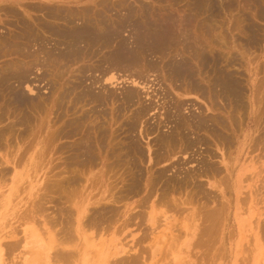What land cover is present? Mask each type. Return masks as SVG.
<instances>
[{"label": "rangeland", "instance_id": "obj_1", "mask_svg": "<svg viewBox=\"0 0 264 264\" xmlns=\"http://www.w3.org/2000/svg\"><path fill=\"white\" fill-rule=\"evenodd\" d=\"M174 1L173 0H0V38H1L0 40H2V37H5V39L7 37V40H11V39L14 40L15 36L19 33V31L23 30L24 26L22 24H26L28 26H31V28H34V30H36L35 32L38 35L40 34L39 35L40 38L41 37H43V39L45 38L44 42H42L40 40V41H38L37 45L34 44L35 42L29 43V48L31 50H35L38 54V56L36 57L38 59L37 64H34L33 65L34 67L32 66V69L30 67L28 74H27L28 75L27 76L28 82L29 83L31 82L30 85L34 89L35 92L34 91H33L34 93L29 92V90L27 89L26 83L23 85L22 84L19 85V82L16 81L15 79L9 80L8 82L10 84L7 82V84L10 87H12V88L15 87V89L23 95L26 102L28 101L27 105L25 107L23 106L24 109H22V107H16L17 109L14 108L15 105L14 104L12 105V103L10 101H8L9 100V97H7L8 94L6 92H4L5 95L2 94L3 90L0 88V96H1L0 101L2 102V103L1 102L0 103H1V106H3L0 108H2V110L6 106L7 107L11 106V108L13 107L15 114L19 113V112L22 113L25 110L24 112H26L27 114L31 115V113H32L34 115V117H32L33 115H31L32 119H34V122L32 119H30V121H32V122L30 123V121H29V122L25 123L26 126H22L21 124H16V125H18V126H16L18 129L16 127H13V126H12L13 129L8 128L13 122H14L13 125L15 126V120H16L15 118L14 119H12V118L6 119L5 118V120H3L2 123L0 120V125L2 127V128L0 127L1 128L0 130H2V129L11 130V131H9L10 133L7 131L8 134L5 135L6 140L3 138L6 141V144L8 143L6 145V148H8V149L6 150V148H5V150L9 151L8 154H9V157L11 158V157H13L14 154H16V152L18 155H20L21 152L23 154L25 151L24 146H27L28 144H29V146H32V148L29 149V153L37 147L36 151H39V154L42 153L43 158H42V163L39 167V170H41V171H38V176L36 178L42 184L48 176L50 177V175H52V174L55 175L56 173H58L60 171V168L62 166L61 167L59 165L57 166L58 161L60 163V161H63L62 159L66 160L67 157L69 158L70 152L67 149H61L58 146H62V145H64V143L65 144L69 143L73 139H58L57 137H55L57 135V132L59 131V130L57 131L56 128L57 129L59 128L61 130V128H63L64 125L69 124L70 122H72V120L73 121L79 120L82 116L90 117L91 113L94 112V108H95V112H96L97 108L99 110V111H97V114H94V115H98L99 113H101L102 111L105 110V113L108 112L106 119L102 118L103 115H101L99 122H101L105 127L108 128L107 129V131H109L108 134L111 133L106 140L107 141L106 143L108 145L107 147L109 148V145L111 147L112 146L113 147L118 146V147H117L116 152H115L116 156L114 155V157H113L112 155H110L107 158V161H106L107 164H106V162H104L105 163L104 165L102 163H100L101 165L99 164L97 166V168L99 167L98 170H100V171L104 170V174L107 173L106 176H104L101 180V183L105 184V186L100 187V190H99V187L97 185L98 184L100 185V182L97 185L93 186L92 179H91V181H89L88 183H87V181H85L84 186H82V188L78 187V189L81 188L79 190V192H82V191L84 192V193L82 192L83 196H85L84 198H86V200H87L85 203H88V201H93L95 199L94 197L97 198V197L101 196L102 192L106 189H108V190H110V192H112L114 190V188H116L115 191H117L119 186L124 183V182L122 183L121 179H119V178L125 177L126 180L129 178V176H127V174H126L127 173L126 171H128V170L124 168V166L126 167V163H128V162H123V164H120L121 166L119 165L120 167L117 165L115 166V163L118 160L119 154H121V156H124V154H122V153L125 151V149H124L125 146H122V145L123 144L126 145V142L129 141L130 139H135V140L138 139V140H136V142H138V144L140 143L139 146H140L141 151H142V157H140L138 154L132 153V154H134L132 159L138 165V167L140 166V168L144 171V179H143L144 184H146V182H148L147 177H149V175L152 176L155 172L160 171L164 166L166 167V165H167L166 169L168 168L167 172L165 171L166 173H168L166 175L167 176L173 175V178L178 179L180 182L183 181V182H185V184H183L182 186H179L180 184H177L179 187L177 185L170 187L169 191L167 192V193H169L168 194L169 197L166 196L169 198V199L168 198L167 199L170 201H169V203H168V201H165V203H168L167 205H169V207L165 203L159 204L161 206L158 205V203H159L158 201H160L161 199H159V196H157V194L162 191L161 189H158V191L154 192L151 195L149 202H147L145 205H143L145 207L141 206L143 209H140V205H138L137 203L139 201H141L140 199H142L146 195L145 191H142L139 195L137 194L136 196H131L132 198L130 197V198H128V200L127 199L122 200V201L118 202L117 204L116 203L115 204L109 203L111 206L115 205V206H113V207H115V210H116V205H117V207H118V205L121 207H118V209L116 210V215H118V216L115 215V219L113 218V216L108 217V218H106V220H104L105 221L104 224L102 222L103 225L100 223L102 225V229H100L101 225H98L97 226L98 228L96 227L97 228L96 230L100 229L99 230L100 232L96 231L95 228H93V230L90 229V231H88V235L90 237H92V238H89V242L92 244V247L91 248L87 247V250H90L89 253H91V255L93 254V256H94L93 258L97 257L98 251H101L102 249H104L105 246L111 247L112 246L111 245L112 240L114 239V242H116V244H118L117 248L120 250V254L118 255V257H122V256L126 257L125 253H126V255L128 254L129 257H131V256L133 257V254H135V255L138 253L142 254L141 255L142 257L140 256L141 258L136 260V261H139L137 264L140 263L141 259H142V263L144 262L143 264H154V262H155V264H157L158 262H156V261H158V260H159V264L161 261H163V262L165 261L164 264L169 263L167 261L171 259V257H172L171 253L175 254V252H176V254H178L180 256L179 259L183 260V262L186 261V264H198V263L199 264H240V262H242L243 264H260L262 262L261 264H264L263 258H262L264 256V253H263L264 252L263 251L264 250V246H263L264 243H263V241H261L264 239V233H263V238L261 237V235L258 238V240L262 243L258 247V249H257L258 251L256 250V246H255V244H256L255 241H258L256 239V233L257 232L255 230H257L258 227H260L261 225H262V227L264 226V224H263L264 222H262L260 226H258L259 224H257V219L259 218L258 216L260 215V212H262L264 210V208H262V206H261V205H263V207H264V200L261 201L262 198L264 199V187H262V185H264V181H263L264 177L262 176L264 174V171L260 175L257 174L258 176L257 175L255 176V172L259 171L260 169L263 170V168H264V145L262 144V142H261V144L259 143L257 145L254 143V140H252V138H253L256 140L263 139V141H264V108H263L264 107V17H261V11H260L261 8H260V10H257V8L259 9V7H261V6L264 9V3H263L264 0H259V1L254 0L255 2L253 0H231L232 6L228 9V11L227 10L224 11V9H220V11H221V12H219L220 15L215 16L216 17V18L214 17L215 20H210L209 22L208 21L205 22V20H204V22H203V18H201L200 20H198V22H195L196 24L193 22L195 24V26L198 24L197 27H195L193 23L191 25H193L194 27L189 26L192 37L198 36V38L200 40H198V39L197 40L199 41V43H201V44L203 43L202 46H204L208 50L210 49V50H214L216 52V56L218 57L217 59L219 61L221 60L219 62L220 65L219 64L218 65L220 67H223L226 70H228L227 68L230 67L229 72L232 73V75L234 74L233 77L236 80L240 81V83L242 82L241 84L243 85L244 90L246 92V94L242 98L243 103L245 102L244 103L245 105H243L244 108H243V106H237L238 101L234 100L233 97L231 98L232 99L231 100V99H228V98L223 97V96H218L215 99V103L217 106L214 105L213 112H212V111L208 110V104H210V103H209V100L207 97H203V96L195 95V94H182V95H180L181 91L179 92L177 87H175V85L177 86V83H179V82H176L174 80L169 81L168 78H170V76L168 73L169 71L167 69V66L160 68L159 66H161L163 64V62H162L163 60L161 59V57H159V55H155V54L152 56H149V58H151V62L153 61L155 65L158 64V65H156V69L154 71L151 70V72L150 71H148V72L144 71L145 76L143 77V79H146V80L148 79L149 84L150 85L153 84V87L151 89H149L148 93L142 91L140 88H137L138 90H140L139 95H137V97H135V100L133 101L132 105L130 104L128 106V104H127L128 107L125 106L126 104H122L121 96L124 93H126L128 91V89L129 90L135 89L136 87H134L132 82L129 79H127L129 76L126 74H128L129 72L126 73L127 71L124 72L123 69L119 70L118 71L119 73L118 72L116 73L117 76L119 77L117 82L111 83L110 81L106 80V78L112 74V72H109L108 74L103 75L104 71L106 72V70H109V66L107 65V63L104 59L106 57V55L109 53L108 49H106V48L100 49V48H98L97 45H94V47L91 45H89V46L86 45L85 48L83 47L82 52H80L79 54H76V55L74 54L70 57H68L69 56L68 55L66 57H63V59L60 58V60H61L60 62H62V63H57L56 67L53 66L54 68H52L50 70H46V68L44 66H42V61L44 60L45 56H44V53L40 54L41 52L38 49L39 46L44 45V46H46L47 49L50 48V50H53L54 52L55 51H57V52L66 51L64 49V43H62L61 38L60 39L56 38L54 35L53 36L50 35L49 32H45V30L43 29L42 25H44L46 23L53 24L54 26H56V27L58 26V28H61V29H65V28L69 29V27L66 25L64 19H60V18L56 19V18L51 17L50 16V10H58L62 13H66L67 11L73 10V12H77L76 16L73 19V23L79 24L82 21V19L80 17V13L83 11H81V10H83V9L85 10V9L90 7L89 8V9H91V13H90L91 15L89 16L90 21L94 20L93 18L91 19V16L93 17V15H92L93 11H95V12L100 11L101 13H104L105 17L107 18V19H105L106 24L105 23L103 24V31H105L104 29L107 30V28H105V27H111V26H109V24L110 25L111 24H113V25L119 24L120 25L122 23L121 24L122 28L120 27L121 31H123V33L126 34L127 37H130V34H132V32H133V31H131V30H133L132 24H131L132 22L137 23V21H138V23L141 24L140 22H145L146 19H152L154 21H160V20L162 21V20H167L169 15H171L174 18L179 19L178 21L180 22L183 20V18L185 19L186 16L190 15V13H189L190 10H188L189 8L187 6L189 4L188 0H174ZM224 1H226V0H224ZM228 1L229 0H227L226 2H228ZM260 1H262V2L260 3ZM104 2L109 4V6L113 7L111 9L112 12L111 11L108 12L103 8V5L105 4ZM185 2H187V3H185ZM219 2H220V0H218V3ZM250 2H253V3L250 4ZM257 3H258V5H257ZM126 7L133 9V11H135V12L134 13L132 12V13L135 16L131 13L130 14V17L132 16L131 18L128 16V14H126L127 17H125L126 15H124L125 14L124 12L127 13ZM129 8H128V11H129ZM231 8L233 9V12H231L232 11ZM243 8H244V10H243ZM246 9H248V10H246ZM182 14H184L185 16ZM62 15H65V14H62ZM94 17H95V14H94ZM199 21H201V22L199 23ZM213 21L216 22L217 24L214 23ZM239 21H240V23H239ZM112 22H115V23H112ZM183 22H184V20H183ZM92 23H94L93 26H95V28H96L97 23L94 21ZM107 23H109L108 26H107ZM87 24H89V23H84V25H87ZM205 24H207V26ZM247 24L249 27L247 26ZM209 25L211 28L209 27ZM97 26L100 28L99 24ZM201 27H203V28H201ZM99 28H97L95 30L98 31ZM100 30H102V29H100ZM216 30H218V31H216ZM47 31H49V30H47ZM201 31H203V32H201ZM207 34H209V35H207ZM211 34H212V36H211ZM217 34H218V36H217ZM199 35H201V36H199ZM207 38H209V39H207ZM210 38H211V40H210ZM5 39L3 38V40H5ZM222 41H223V43H222ZM206 42H208V44ZM216 42H218V43H216ZM213 43H216L217 45L213 44ZM211 44L214 47L211 46ZM208 45L211 48H209ZM177 47H180V45H178ZM95 50H96V52H95ZM105 50H107V51H105ZM184 52H186V53L188 52L190 54V52L187 50H185ZM172 53H174V51ZM189 54H185V55L188 56ZM39 55L41 56V58ZM101 55L102 56L104 55L105 57L103 56V58H102ZM170 56L171 55L168 56V54H165V55H163V57H165L163 59H170L171 58ZM172 56H174V55H172ZM17 57H18L17 55H5L4 57L0 56V70L4 71V67L10 61H12V62L21 61L22 57L21 58L20 57L17 58ZM226 57H229V58L225 59ZM73 58H74V60H73ZM228 59L231 60L230 63L226 61ZM23 60L28 61V59H23ZM224 61L227 63H225ZM195 62L196 61H193V63H194L193 66H195L194 69L197 68L196 69V76L198 77V78L196 77L197 81L201 82V84L204 87L210 86V84L206 80V78L208 76L205 75V72L201 73L202 70H201V72L197 71L199 69L198 67H201V65L197 64L199 62H196V63ZM57 66H59V67H57ZM65 67L67 69H65ZM101 67H103V68H101ZM58 68H60V69H58ZM234 69H236V70H234ZM2 71H0V73ZM60 71H62V73ZM63 72L65 74H63ZM198 72H199V74H197ZM45 75H47V76H45ZM204 75L206 76V78L204 77ZM60 76H63V77H60ZM166 76H168V78H166ZM202 77H204V78H202ZM40 78L42 80H40ZM54 80H55V82H54ZM259 80H261V81H259ZM73 81H75V82H73ZM12 83H14V85ZM67 83H68V85H67ZM65 87H67V88H65ZM74 87L76 88V90ZM174 87H175V89H174ZM245 87H246V89H245ZM87 88H88V90L90 89L92 92H97V93L103 94V95H105L107 93L108 94L109 93L114 94L117 97L115 99V105L114 106L115 107L116 106L127 107V108L122 110L121 111L122 113H120V115L118 114V119L116 121L114 120V122H113L112 121L113 119L110 118L111 117L110 111L112 109L111 107H113L111 102L108 103V105L107 104L101 105V104L95 103V102L90 103V100L80 101L81 104L79 103V101L77 103L76 97H78V95H80L82 92L83 93L88 92ZM56 89L58 91H56ZM69 89H71L72 91ZM85 89H86V91H85ZM80 90H82V91H80ZM90 90H89V92H90ZM69 91L72 93H69ZM75 95H76V97H75ZM72 96H74V97H72ZM149 96H151V97L148 98ZM60 97H64V101L62 102L63 104L60 103V101H61ZM4 98L5 99L7 98V99L5 100ZM58 98L60 99V101ZM71 99H72V101H70ZM176 99L179 101L183 100L182 101V107L178 108L179 110L176 109L177 108L176 104H175ZM42 100L43 101L45 100V101L42 102ZM117 100H118V102H117ZM29 101H31V102H29ZM9 102H10V104H9ZM116 102H117V104H116ZM92 103H94V104H92ZM32 106H34V108H37V109H34ZM82 106H83V108H82ZM144 106L147 108L150 107L149 108L150 112L148 111L146 115H143L142 118L139 119L140 123H138V122L136 123V125H137L136 129L133 130L132 133H129V131L125 128L127 125L126 123L130 120L129 117H132V115H133L134 111H136V109L138 110L139 107L145 108ZM102 108H103V110H102ZM32 109H33V111H32ZM229 109H230V111H229ZM46 111H47V113H46ZM178 112H180V115L178 114ZM1 113H2V111L0 112V114ZM198 114L203 115V116L206 115L207 118H209V116L210 117L218 116L221 119L227 120V122H225V123L226 124L228 123L229 125L227 124L226 129H227V132H229V135L231 134L230 136L233 139L234 143L232 142L231 145H227V146L222 145L219 142L215 141L211 136H209V134L205 133L204 131H198L197 132V129L190 127L191 128L190 129V131H191L190 135H193V139L195 141L194 147H192L188 150H185V149H183V147L180 146V144H177L178 145V146L176 145L177 148H175V146L171 147L170 154H169V151L166 150L167 148H169V146H165L164 149H163V147L162 148L158 147L159 144L156 142L157 139L159 138V136H161V135L165 136L164 135L165 133H166V135H168L169 133H171L174 130L173 129V128H175L174 125H176L177 121H178L177 118H182V117L189 118V117L195 116V115L198 116ZM229 114L233 115V117H237V115H238L239 118H233V119L231 118L230 119V117H232V116H230ZM240 114H242V116ZM17 115H19V114H17ZM234 115H236V116H234ZM0 118H1V115H0ZM74 118H76V119L74 120ZM9 119H10V121H9ZM42 119H44V120H42ZM109 119H110V121H109ZM234 119L237 120V124L234 121ZM11 120H14V121H11ZM66 120L67 121L71 120V121L68 123ZM232 122H234V124ZM6 123H8L9 125H7ZM42 123H44V124L42 125ZM27 124L29 126H27ZM55 124H56V126H55ZM5 125H6V127H4ZM124 125H125V127L123 128ZM20 126H22L25 130ZM28 127H30V129ZM149 127H150V129H152V127H154V128H153L152 132L149 133V135H147L146 133L150 131ZM242 127H243V129H242ZM147 128L149 129V131H146V130H148ZM240 129H242V130H240ZM13 131H15V133H12ZM112 131H114V132L112 133ZM24 132H25V134H24ZM195 133H197L196 134L197 137L203 136L204 138H206L208 143H210L211 146L209 145V147L212 148L210 150H212L215 153L214 157H211V156L209 157V155L206 152L207 151L206 145H203V144L201 145V144H199V142L197 140H195L197 138L194 135ZM13 134H14V136H13ZM246 134L250 135L247 142L251 146L248 148L243 147V143L245 141L244 139H245ZM260 136H262V138ZM9 137H10V139H8ZM130 137H132V138H130ZM194 137H196V138H194ZM32 139H33V141H32ZM116 139H118V140L116 141ZM112 140L115 141V143H113ZM10 141H11V143L13 142V144L9 143ZM110 141H111V143H110ZM154 141H155V143H154ZM14 142H16L17 145H16V143L14 145ZM9 144H11V145L8 146ZM15 146H17V147H15ZM9 147H11V148H9ZM121 147H123V148H121ZM230 147H231V149H230L231 152L229 151ZM14 148H16V149H14ZM26 149H28V148L26 147ZM143 149H144V151H143ZM13 150H15V151H13ZM63 150H64V152H63ZM161 150L162 151L164 150V152L167 151V153L163 152V153H161V154H163V156L159 155L160 158L164 157V156L165 157H164V160H162L158 163L156 161L159 160L160 158L157 157L158 156L157 154H158V151H161ZM2 151H4V150L2 149ZM2 151H0V154L2 153ZM194 151H196V152H194ZM228 151H229L230 155H228ZM225 152H227L226 153L227 156H225L226 155V154H224ZM164 154H166V155H164ZM206 154H207V156H206ZM231 155H232V157H234L233 160L232 159L229 160V156H231ZM28 156L29 155H27L26 157L28 158ZM26 157H25V161L27 159ZM222 157H225L227 159V161H229L230 163H233V165L234 164L236 165V167H235V165L233 166L234 172H233V175L231 176V178L227 177L228 175L226 176V174H228V171L226 173L227 168H226L225 164L222 162ZM261 157H262V159H260ZM0 158H1V156H0ZM108 159H109V161H108ZM201 159H202V161H201ZM208 160H209V162L212 160L213 164H215L214 167L220 166L219 168H221L222 172L217 173L219 175H216L215 173H211L212 174L211 176H209L210 174L206 175V176L205 175L201 176L202 172H199V171H202L203 162L204 161L208 162ZM112 161H115V162L112 163ZM120 161H122V160H118L117 162H120ZM108 162H109V164H111L110 165L111 167L109 166L110 170L105 172V165H107L106 166V168H107L109 165ZM10 164L11 163L5 164V165H7L8 168H10L11 172L8 173L9 175L5 176L6 178H3L4 180L2 179L3 181H0V183H1L0 186L3 188L1 190H4V189L7 190L8 189L7 191H9V189L13 183V177L17 176L14 173L15 169L13 168V165L12 164L10 165ZM15 164H18L17 165L18 170L23 169V167L21 165H19V162L15 163ZM50 166H52V167L50 168ZM11 167L14 169V171ZM97 168H95L94 172H98V170L96 171ZM111 168L114 171H111ZM219 168L217 167L218 170H219ZM117 169H119V170H117ZM123 170H126V171H123ZM149 171L150 172L152 171V173H150ZM193 171L194 172L197 171L201 175L198 174L197 172H195L197 175L193 174L194 173ZM123 173L126 175H124ZM187 173H188V176H187ZM174 174L178 178L175 177ZM245 174L246 175L250 174L251 176L249 175V177H251V178H249V179L246 178ZM54 175H52L50 178L54 177ZM86 175H88V173ZM191 175L192 176L195 175V177L197 176L195 179L196 182L199 180V182H201L200 185L204 186V188L202 186H198V183H195L193 181L194 177L192 178ZM253 175H254L255 179H253ZM108 176H110V178ZM222 176L223 177L226 176V178L227 179L229 178V180H227V179H221L220 180L219 178H221ZM116 177H117V179H116ZM247 177H248V175H247ZM261 177H263L262 178L263 180L261 179ZM184 178H186V179L184 180ZM189 178H190V180L187 181V179H189ZM181 179H183V180H181ZM112 180H113V182H112ZM223 180H225V181H223ZM108 181L111 183H109ZM226 181H229V182H226ZM262 181H263V183H262ZM190 182H191V184H190ZM219 182H221L222 184ZM194 183L197 185L193 186V185H195ZM203 183H204V185H203ZM107 184L108 185L111 184V186H109L111 188H108ZM113 184L114 185L118 184L117 185L118 187L112 186ZM24 185H26V183ZM85 185H87V186H85ZM215 185H216V187H215ZM256 185H257V189L255 190ZM197 186L201 187V189L197 188ZM230 186L232 189L229 188ZM83 187H85V189L86 188L87 189L83 190ZM193 188L196 189L195 192L197 190H200L199 192L197 191V193H198L197 197H196V193H194ZM259 188L262 189L260 191L262 193H260V194L258 193L260 190ZM225 189H226V192H225ZM201 190H203L204 192L206 191V192L200 193ZM254 190L255 191L258 190L257 191L258 194L257 193L253 194V192H255ZM115 191H113V192H115ZM178 192H180V194ZM207 193H210L212 196H215V198L217 200H219V203H216L217 201L216 202L211 201V200L207 201L206 198L211 197V195L207 194ZM93 194L95 195L94 197H93ZM191 194L192 195L195 194L194 197H196V198L193 199V197L190 196ZM206 194L208 197H206ZM246 194H248V195H246ZM255 194H257L258 196H256ZM78 195L76 196V198L78 197ZM89 195H91V196H89ZM106 195H108V193H106ZM216 195H217V197H216ZM108 196H110V195H108ZM160 196H161V194H160ZM187 196H190L192 198H190V197L187 198ZM166 197H165V199H166ZM0 198H1V196H0ZM185 198H187V200H186L188 202L187 205H186V202H184ZM155 199L156 200L158 199V200L156 201ZM183 199H184V201H183ZM190 199H192V200H190ZM237 199H238V201H237ZM252 199H253V202H252ZM222 200H224L223 204L226 203V205H227V213L231 217V219H229V217H228L227 223L225 222L220 229L218 228L219 229V232H218L219 235H217L218 229L213 230L212 231L214 233L213 238L206 240L205 239L206 236H203V238H202L198 235L199 229L202 227V225H200V221H202L201 220V214H202L201 209H203L202 205H203V207L204 206L210 207V206H214L215 204L217 206H219L220 204H222ZM123 201H124V203H123ZM152 201H153V203H152ZM192 201L193 202L196 201L195 204H193ZM225 201H228V202H225ZM155 202L156 203L158 202V203L156 204ZM262 202H263V204H262ZM121 203L124 205H122ZM209 203H210V205H208ZM109 204L107 203V205H109ZM152 204H154L155 206L157 205L156 208L154 207L153 210L157 209V211H158L159 207H161L159 209V211H161L162 214H165V216L162 217L163 220L160 219L161 221H159L160 225L158 228H154L151 225V222L146 220L147 219V213L151 210ZM170 204L172 206L174 205V207L171 206V208H170ZM256 204H258V206ZM177 205H179V206H177ZM91 206H93V205H91ZM176 206H177V208L180 207V209L185 208V207H188V208L190 207L191 210L188 209V211H187L186 208L183 212H181L179 210L181 213L180 214L178 211L179 208L177 209ZM73 207H74L73 205H72V207L70 206V208L75 210ZM197 207L198 208L201 207L200 210L198 209V211H197L196 210ZM91 208L93 209V207H91ZM119 208L121 211L119 210ZM51 209L49 210V212H51ZM53 209L55 210V208H53ZM92 209H91V211H92ZM174 209H177L178 212L176 211L177 212L176 213L174 211ZM143 210L148 211V212H143ZM245 211L246 212L248 211V213H245ZM256 211H257V213H256ZM134 212H137L138 213L137 215H140L142 213L144 215L142 214L143 215V216L141 215L142 217L137 216L136 213H134ZM190 212L193 216L190 214ZM258 212H259V214H258ZM119 213H121V214H119ZM182 213H186V214H182ZM188 213L193 218L192 217L189 218L190 217L189 215H188L189 217L186 216V218H188V220H189V221L187 220L185 223L186 225H188V229L186 230L185 228H182L180 226L183 223V227H184V220H186L184 217H182V215H187ZM51 214H53V213L51 212ZM130 214L132 216H135V217L137 216L135 218V220L133 219V221H132L133 224L130 223L132 225L125 223V221H127L128 218H130L128 216ZM119 215H120V217H119ZM178 215H180V216L178 217ZM255 216H257V218ZM139 217H141V218H139ZM261 217H264V215H262ZM182 218H184L183 221H181ZM138 219L139 220L142 219L141 223H140V221L138 222ZM255 219H256V221H255ZM262 219L263 218H261V220ZM123 220H124V222H122ZM253 220L256 222L255 225L252 222ZM109 221L110 222L113 221V222H111V223H113L112 226H111ZM180 221H181V224H180ZM191 221H192V223H191ZM247 221H248V224L245 226ZM108 222H109V225L111 228L107 225ZM137 222H138V224H137ZM118 224H120V225L123 224V225L120 226ZM191 224H192V226L190 228ZM105 225H107L110 228V230H109V228L107 229ZM142 225H146L145 227L147 229H149V228L150 229L147 231L145 228L143 229ZM256 225L258 226L257 228H255ZM99 226H100V228H99ZM104 226L108 231L107 230L105 231L103 229ZM117 226H120V228H118ZM138 226H140V227H138ZM193 226L195 229L193 228ZM195 226H197V227H195ZM176 227L178 229H176ZM117 228L120 229V231H118ZM252 228H253V231H255L254 233L252 231ZM173 230H174V234H176V233L177 234L179 233L178 235L181 234V237L178 235H174V236H176L175 239L178 238L177 240H178L179 244L177 242H174ZM193 230H196V231L193 233V236H191ZM95 231H96L97 236L95 234ZM144 231L146 233H149V235L147 234L148 238L145 237L146 234ZM152 231H154V232H152ZM188 231H190V232H188ZM143 232H144V234H143ZM187 232L189 233V235ZM162 233H164L163 235L165 237L161 235ZM259 233L261 234V230H259ZM142 234H143V236H142ZM208 235H210V234H208ZM208 235H207V237H209ZM251 235H253L252 238L254 237L253 239L250 238L252 241L254 240L252 243L249 240V237ZM139 236H141L140 238H142L141 241L136 239ZM197 236L199 238H197L198 241L195 244L194 241L196 242ZM210 236L212 237V235H210ZM159 237H161V239H159ZM179 237L181 239H179ZM93 239H94V241H93ZM136 240L138 242H136ZM157 240H159V241H157ZM179 240H181V241H179ZM201 240H202V242H200ZM114 242H113V244H114ZM135 242H136V247H135ZM160 242L162 243L161 244L162 246L160 245ZM169 242L174 243V244L171 245V244H169ZM98 243H100V244H98ZM165 243L169 244V247H170V245L172 247V248H170L171 251L168 249L169 247L168 248L166 247L168 249V251H170L169 253L166 252L167 249H165L164 246H168V245H166ZM192 243H194L195 245H193ZM198 243H199L200 248H199V246L195 247L196 245H198ZM244 243H246L244 245L245 251L243 250V244ZM249 243H251V245ZM129 245L132 246V248H130ZM141 246L145 247L144 250L147 249L146 252L148 251L147 252L148 254L145 251L139 252L140 250H138V249ZM207 246H209V248H207ZM245 246L250 247L249 249L251 250V252H249L250 250L247 251L248 249ZM121 247H123L124 249L121 250L122 249ZM254 247H255V249H254ZM141 248H143V247H141ZM24 249L25 250L23 253L21 252L18 255H12V259L10 258V260H8L7 264H22V263L33 264L32 262H38V264H54L53 261H50L51 263L46 262L47 256L43 255V252H41L40 254H36V253L28 252L29 251L28 248H24ZM208 249H210V250H208ZM114 250H115V248H114ZM164 251H165L166 255L168 253L167 256L165 255ZM246 251H247V253L249 252L248 253L250 256L249 261H245L246 259H244V257L247 258V256H248ZM253 251H255V252H253ZM206 253H208V254H206ZM223 253H224V255H223ZM250 253L252 256L250 255ZM130 254H131V256H130ZM163 254H164V256H162ZM169 254L171 257L169 256ZM218 254H220V255H218ZM104 255H105V253H104ZM91 257L92 256H90V258ZM129 257H127V260ZM161 257L163 259H161ZM145 258H147V259H145ZM30 259H31V261H30ZM106 259H107V256H103V253H102L101 256L99 258H97L96 260H97V262L99 261L98 264H102L103 261ZM108 259H109V256H108ZM128 261L126 264H128L129 262L131 264H132V262L135 263L134 260L132 262L131 261L128 262ZM187 261H188V263H187ZM163 262H162V264H163ZM94 263H95V261L93 259L92 264H94ZM142 263H140V264H142ZM110 264H112V263H110Z\"/></svg>", "mask_w": 264, "mask_h": 264}, {"label": "bare ground", "instance_id": "obj_2", "mask_svg": "<svg viewBox=\"0 0 264 264\" xmlns=\"http://www.w3.org/2000/svg\"><path fill=\"white\" fill-rule=\"evenodd\" d=\"M174 1V0H173ZM227 1V0H226ZM224 0H220V2L218 3V0H188L189 4L188 6V10H190V15H187L186 18L183 22L182 21H178L179 19L172 17L171 15H169V17L167 18V20H160V21H154L152 19H146L145 22H140L141 24L136 22H132V29L131 31L132 34H130V37H127L126 34L123 33V31H121L120 27L121 24H117V25H113V24H109L107 23V26L109 24V26L111 27H105L107 28L104 29L105 31H103V24L105 23V19H107L104 15V13H101L100 11L92 12L93 17L91 16V19L93 18L94 22L97 23V25H100V28L96 25L93 26L94 23H92L90 21L89 16L91 15V9L87 8V9H83L80 13V17L82 19L81 23L79 24H74L73 23V19L76 16L77 12H73V10L71 11H67L66 13H62L58 10H50V16L53 18H60V19H64L66 25L69 27V29H61L58 28V26H54L53 24H44L43 29L45 30V32H49L50 35H54L56 38H61L62 43H64V49L66 51H61V52H57V51H53L50 50V48H46V46L41 45L39 46V51L41 52L40 54L44 53V60L42 61V66H44L46 68V70H50L54 67H56L57 63H62L60 62V58L63 59V57H70L72 55H76L79 54L80 52H82L83 47L85 48L86 45H91L94 47V45H97L98 48L100 49H108L109 53L106 55V57L104 58L107 65L109 66V70H106V72L104 71V74H108L109 72H112V74L110 76H108L106 78V80L110 81L111 83L117 82L119 77L117 76V72L121 69L125 71H127L126 75H128L127 79H129L133 86L136 87L135 89H128V91L126 93H124L121 96V100H122V104H126L125 106H128L135 100V97H137V95H139V91L137 88H140L142 91L148 93L149 89H151L153 87V84H149L148 79H143L144 75V71H154L156 69V65L158 64H154V62H151V58H149V56L152 55H159V57H161V59L163 60V64L161 67H165L167 66L168 69V73L170 78H168V76H166V78L169 79V81H176L179 82L177 83V86L175 85V87H177L178 91L180 93V95L182 94H195V95H200L203 97H207L209 100L208 104V110L213 112V107L214 105H216L215 103V99L218 96H223L226 97L228 99H231L232 97L234 98V100L238 101L237 102V106H243L245 105L243 103V96L246 94L243 85L240 83V81L236 80L232 73L229 72V68L228 67L226 69H224L223 67H220L219 65V61L216 56V52L214 50H208L206 49L204 46H202L201 43H199L198 40H200L197 37H192V34L190 32L189 26L194 27L195 26V22H198V20H200L201 18H203V22L205 20L206 21H210V20H215L214 17L217 15H220L219 12L220 9H224V11H228V9L232 6V1L229 0L228 2H226ZM254 1V0H253ZM259 1V0H258ZM175 2V1H174ZM247 2V1H246ZM255 2V1H254ZM262 1H260L261 3ZM105 4L103 5V8L106 11H111V9L113 7L109 6V4H107L106 2H104ZM187 3V2H185ZM242 3V2H241ZM253 2H250V4ZM264 3V2H263ZM125 4V3H124ZM123 4V5H124ZM175 4V3H174ZM248 4V3H247ZM249 4V5H250ZM43 5V4H42ZM258 5V3H257ZM256 5V6H257ZM131 6V5H130ZM129 6V7H130ZM244 6V5H243ZM242 6V7H243ZM253 6V5H252ZM260 6V5H259ZM80 7V6H79ZM129 7L127 8V13L124 12L126 14H128V16L130 17V14L135 11H133V9H130ZM142 7V6H141ZM234 7V6H233ZM249 7V6H248ZM251 7V6H250ZM71 8V7H70ZM94 8V7H93ZM129 8V11H128ZM261 8V10H260ZM49 9V8H48ZM144 9V8H143ZM135 10V9H134ZM186 10V9H185ZM231 12H233V9L231 8ZM239 10V9H238ZM237 10V11H238ZM244 10V8H243ZM248 10V9H246ZM257 10L261 11V17H264V9L263 7H259V9L257 8ZM139 11V10H138ZM112 12V11H111ZM149 12V11H148ZM183 12V11H182ZM181 12V13H182ZM187 12V11H186ZM121 13V12H120ZM132 13V14H133ZM65 14V15H62ZM95 14V17H94ZM225 14V13H224ZM242 14V13H241ZM245 14V13H244ZM117 15V14H116ZM123 15V14H122ZM134 15V14H133ZM173 15V14H172ZM176 15V14H175ZM184 15V14H182ZM250 15V14H249ZM8 16V15H7ZM49 16V17H50ZM135 16V15H134ZM174 16V15H173ZM180 16V15H179ZM185 16V15H184ZM230 16V15H229ZM245 16V15H244ZM109 17V16H108ZM114 17V16H113ZM121 17V16H120ZM127 17V15L125 16ZM132 17V16H131ZM130 17V18H131ZM181 17V16H180ZM219 17V16H218ZM255 17V16H254ZM112 18V17H111ZM216 18V17H215ZM234 18V17H233ZM239 18V17H238ZM11 19V18H10ZM4 20V19H3ZM2 20V21H3ZM226 20V19H225ZM234 20V19H233ZM111 21V20H110ZM248 21V20H247ZM107 22V21H106ZM116 22V21H115ZM112 22V23H115ZM195 24H194V23ZM201 21H199L200 23ZM214 22V21H213ZM225 22V21H224ZM84 23H89L87 25H84ZM194 24L191 25V24ZM216 23V22H214ZM213 23V24H214ZM240 23V21H239ZM254 23V22H253ZM58 24V23H57ZM92 24V25H91ZM106 24V23H105ZM184 24V25H183ZM217 24V23H216ZM24 26L22 31H19V33L15 36L14 40H7V37L5 39V37H2V40H0V56H5V55H17L18 57H22L21 61H17V62H12L10 61L9 63L6 64V66L4 67V71H2L0 73V88L3 90L2 94H4V92H6L8 94L7 97H9V100L12 105L14 104L15 107H25L27 105V102L25 100V98L23 97V95L18 92L15 87L12 88L10 87L7 82L11 79H15L16 81L19 82L20 84H25L27 86V89L29 90V92H33L34 89L31 87L30 83L28 82V71L34 64H37L38 59L36 58L38 56L37 52L35 50H31L29 48V43L30 42H35L34 44L37 45L38 41H42L44 42L43 37H39V35L35 32L36 30H34V28H31V26H28L26 24H22ZM65 25V24H64ZM186 25V26H185ZM198 25V24H197ZM197 25L195 27H197ZM207 26V24H205ZM211 25V24H210ZM209 25V27H210ZM216 26V25H215ZM248 26V24H247ZM75 27V28H74ZM242 27V26H241ZM249 27V26H248ZM98 29L95 30V29ZM122 28V27H121ZM203 28V27H201ZM211 28V27H210ZM227 28V27H226ZM247 28V27H246ZM102 29V30H100ZM199 29V28H198ZM214 29V28H213ZM229 29V28H228ZM251 29V28H250ZM49 30V31H47ZM100 30V31H99ZM189 30V31H188ZM209 30V29H208ZM232 30V29H231ZM230 30V31H231ZM193 31V30H192ZM197 31V30H196ZM204 31V30H203ZM201 31V32H203ZM210 31V30H209ZM218 31V30H216ZM229 31V32H230ZM220 32V31H219ZM218 32V33H219ZM195 33V32H194ZM212 33V32H211ZM222 33V32H221ZM196 34V33H195ZM202 34V33H201ZM204 34V33H203ZM229 34V33H228ZM129 35V34H128ZM209 35V34H207ZM214 35V34H213ZM201 36V35H199ZM212 36V34H211ZM218 36V34H217ZM221 36V35H220ZM256 36V35H255ZM11 37V36H10ZM207 37V36H206ZM222 37V36H221ZM220 37V38H221ZM3 38L5 40H3ZM13 38V37H12ZM194 38V39H193ZM202 38V37H201ZM224 38V37H223ZM1 39V38H0ZM198 39V40H197ZM205 39V38H204ZM209 39V38H207ZM214 39V38H213ZM222 39V38H221ZM211 40V38H210ZM209 40V41H210ZM215 40V39H214ZM203 41V40H202ZM201 41V42H202ZM205 41V40H204ZM213 41V40H212ZM41 43V42H40ZM57 43V42H56ZM208 44V42H206ZM218 43V42H216ZM213 43V44H216ZM220 43V42H219ZM223 43V41H222ZM227 43V42H226ZM57 45V44H56ZM178 45H180V47H177ZM217 45V44H216ZM90 46V47H91ZM209 46V45H208ZM211 46H213L211 44ZM89 47V48H90ZM214 47V46H213ZM209 48H211L209 46ZM53 49V48H52ZM55 49V48H54ZM85 50V49H84ZM185 50L189 51L190 54L187 52H184ZM218 50V49H217ZM38 51V52H39ZM86 51V50H85ZM94 51V50H93ZM107 51V50H105ZM174 51V53H172ZM96 52V50H95ZM94 54V53H93ZM99 54V53H98ZM168 54L171 55L170 59H163L165 57H163V55ZM185 54H189L188 56ZM227 54V53H226ZM84 55V54H83ZM174 55V56H172ZM40 56V55H39ZM102 56V55H101ZM102 56V58H103ZM224 56V55H223ZM230 56V55H229ZM17 57V58H18ZM79 57V56H78ZM174 57V58H173ZM12 58V57H11ZM41 58V56H40ZM43 58V57H42ZM221 58V57H220ZM224 58V57H223ZM222 58V59H223ZM229 57H226L225 59H227ZM231 58V57H230ZM23 59H28V61H25ZM65 59V58H64ZM71 59V58H70ZM236 59V58H235ZM12 60V59H11ZM72 60V59H71ZM74 60V58H73ZM233 60V59H232ZM15 61V60H14ZM64 61V60H63ZM77 61V60H76ZM193 61L199 62L197 63L198 65H201V67H198L199 69L197 71L202 70L201 73L205 72V75L208 76L207 79L206 76L204 75V77L206 78V80L208 81V83L210 84V86L208 87H204L201 82H198L196 79V69H194L195 66H193ZM227 62L230 63L231 60H226ZM195 62V63H196ZM225 62V61H224ZM225 62V63H227ZM39 63V62H38ZM105 63V64H106ZM41 64V63H40ZM101 64V63H100ZM99 64V65H100ZM219 64V65H218ZM62 65V64H61ZM60 65V66H61ZM66 65V64H65ZM64 65V66H65ZM226 65V64H225ZM39 66V65H38ZM54 66V67H53ZM63 66V65H62ZM82 66V65H81ZM262 66V65H261ZM34 67V66H33ZM59 67V66H57ZM86 67V66H85ZM61 68V67H60ZM58 68V69H60ZM103 68V67H101ZM42 69V68H41ZM65 69H67L65 67ZM88 69V68H87ZM91 69V68H90ZM94 70V69H93ZM98 70V69H97ZM236 70V69H234ZM53 71V70H52ZM164 71V70H163ZM62 73V71H60ZM77 72V71H76ZM103 72V71H102ZM259 72V71H258ZM72 73V72H71ZM119 73V72H118ZM238 73V72H237ZM59 74V73H58ZM63 74H65L63 72ZM89 74V73H88ZM99 74V73H98ZM199 74V72L197 73ZM79 75V74H78ZM100 75V74H99ZM167 75V74H166ZM202 75V74H201ZM41 76V75H40ZM47 76V75H45ZM238 76V75H237ZM63 77V76H60ZM202 77V78H204ZM247 77V76H246ZM103 78V77H102ZM198 78V77H197ZM243 78V77H242ZM241 78V79H242ZM53 79V78H52ZM67 79V78H66ZM14 80V81H15ZM30 80V79H29ZM40 80H42L40 78ZM105 80V81H106ZM206 81V82H207ZM210 81V82H209ZM261 81V80H259ZM263 81V80H262ZM55 82V80H54ZM75 82V81H73ZM78 82V81H77ZM204 82V81H203ZM205 82V83H206ZM9 83V82H8ZM33 83V82H32ZM71 83V82H70ZM86 83V82H85ZM10 84V83H9ZM14 85V83H12ZM73 84V83H72ZM77 84V83H76ZM68 85V83H67ZM74 85V84H73ZM208 85V84H207ZM16 86V85H15ZM76 86V85H75ZM82 86V85H81ZM21 87V86H20ZM72 87V86H71ZM174 87V89H175ZM67 88V87H65ZM75 88V87H74ZM80 88V87H79ZM103 88V87H102ZM63 89V88H62ZM246 89V87H245ZM248 89V88H247ZM1 90V91H2ZM71 90V89H69ZM74 90V89H73ZM76 90V88H75ZM83 90V89H82ZM80 90V91H82ZM90 90V89H89ZM88 88L87 91L85 93H81L80 95H78L77 98V103L79 101V103L81 104L80 101L83 100H90L91 102H95V103H99L101 105L103 104H107L111 102V104L113 105V107H111V117L114 122V120L116 121L118 119V114L120 115V113H122L121 111L126 109L127 107H120V106H114L115 105V99L117 98L114 94H99L97 92H92L90 90L89 92ZM56 91H58L56 89ZM55 91V92H56ZM65 91V90H64ZM72 91V90H71ZM86 91V89H85ZM153 91V90H152ZM247 91V90H246ZM35 92V91H34ZM33 92V93H34ZM53 92V91H52ZM68 93V92H67ZM69 93H72L69 91ZM257 93V92H256ZM41 94V93H40ZM74 94V93H73ZM77 94V93H76ZM5 95V94H4ZM30 95V94H29ZM65 95V94H64ZM68 95V94H67ZM72 95V94H71ZM150 95V94H149ZM36 96V95H35ZM256 96V95H255ZM258 96V95H257ZM44 97V96H43ZM74 97V96H72ZM151 96H149L148 98H150ZM3 98V97H2ZM35 98V97H34ZM42 98V97H41ZM220 98V97H219ZM1 99V96H0ZM5 99V98H4ZM7 99V98H6ZM5 99V100H6ZM59 99V98H58ZM61 99V101H60ZM59 101L60 103H62L64 101V97H60ZM74 99V98H73ZM178 99V98H177ZM175 100V104H176V109L179 110L178 108L182 107V101L180 100ZM223 99V98H222ZM255 99V98H254ZM3 100V99H2ZM41 100V99H40ZM119 100V99H118ZM117 100V102H118ZM174 100V99H173ZM232 100V99H231ZM242 100V101H241ZM35 101V100H34ZM45 101V100H44ZM42 100V102H44ZM58 101V100H57ZM58 101V102H59ZM72 101V99L70 100ZM75 101V100H74ZM223 101V100H222ZM1 102V101H0ZM4 102V101H3ZM9 102V104H10ZM31 102V101H29ZM39 102V101H38ZM47 102V101H46ZM116 102V104H117ZM185 102V101H184ZM231 102V101H230ZM233 102V101H232ZM2 103V102H1ZM0 103V107L1 106ZM7 103V102H6ZM71 103V102H70ZM31 104V103H30ZM63 104V103H62ZM94 104V103H92ZM174 104V105H175ZM29 105V104H28ZM83 105V104H82ZM73 106V105H72ZM124 106V105H123ZM217 106V105H216ZM227 106V105H226ZM34 108V106H32ZM61 107V106H60ZM77 107V106H76ZM97 107V106H96ZM145 107V106H144ZM149 107V106H148ZM49 108V107H48ZM83 108V106H82ZM150 108V107H149ZM149 108L145 107V108H140L136 111H134L132 117H129L130 120L126 123V127L125 125L123 126V128L125 127L129 133H132L133 130L136 129V123H140L139 119L142 118L143 115H146L147 112L150 110ZM184 108V107H183ZM238 108V107H237ZM244 108V106H243ZM259 108V107H258ZM264 108V107H263ZM17 109V108H16ZM19 109V108H18ZM37 109V108H34ZM43 109V108H42ZM41 109V110H42ZM47 109V108H46ZM239 109V108H238ZM0 110L2 111L1 115V123L3 120H5V118H12V119H16L15 120V126L13 125L14 122L8 127V128H12L16 127L18 125L16 124H21L22 126H26L25 123L29 122L30 119H32V117H34V115L31 113V115H33L31 117L30 114H27L26 112H22V113H16L13 109V107H5L3 110L2 108H0ZM30 110V109H29ZM103 110V108H102ZM0 111V112H1ZM21 111V110H20ZM33 111V109H32ZM36 111V110H35ZM98 108L96 109L95 112V108H94V112L91 113L90 117H85L82 116L79 120H75L76 118H74L75 121L72 120V122L67 121L69 124L64 125L63 128H61V130L58 128H56L57 135L55 137H57L58 139H73L72 141H70L69 143H64V145L62 146H58L61 149H67L70 153H69V158L67 157L66 160L62 159L63 161H58L57 166L59 165L60 171L58 173H56L54 175V177L50 178L52 175H50V177L48 176L46 178V180L41 184L38 180H37V176H38V171L39 167L42 163V158H43V154H39V151H36L37 147L31 151L29 153V149L32 148V146H29V144L25 147V151L24 153L20 155L14 154L13 152V157H9L8 152L6 151L8 148H6V138L5 135L8 134L7 131H11V130H6V129H2L0 130V151H2V149L4 151H2V153L0 154L1 156V160H0V181H3V178H6V175H9L8 173H10V168L7 167V165L5 164H9L11 163L13 165V168L15 169V175H17L16 177H13V183L12 186L10 187L9 191H7L6 189H3L1 186L0 188V264H7L8 260H10V258L12 259V255H18L19 253H23L24 252V248H28V252H32V253H36V254H40L41 252H43V255L47 256L46 262H50L53 261L54 264H92L93 259L95 261L94 264H98L99 261L97 262V258H99L101 256V254L103 253V256H107V259L103 261L102 264H126L127 261H135V263L137 264L139 261H136L137 259L141 258L142 254L138 253V254H133V257H129L128 254L122 257H118V255L120 254V250L117 248L118 244H116V242H114V239L112 240L111 243V247H106L104 249H102L101 251H98L97 253V257L93 258V254L91 255V253H89L90 250H87L88 248L92 247V244L89 242V238H92L88 235V231H90V229L93 230V228H95V230L98 228V225H101L102 222L103 224L105 223L104 220H106V218L108 217H112L115 219V215H116V210L118 209V207H121L118 205H116V210H115V205H110L109 203H118L122 200H128V198H130L131 196H136L137 194L139 195L142 191H145V196L140 199L141 201H139L137 204L140 205V209H143L142 207H145L143 205H145L147 202H149L151 195L158 191V189H161L162 191L159 192L157 194V196H159V199H161L160 201H158V205L159 204H164L165 201H169L168 200L169 196L167 193L170 189L171 186H176L177 184H180L179 186H182L183 184H185V182H180L178 179L173 178V175L171 176H167L166 173L167 172V165L166 167L162 166L163 168L158 171L155 172L152 176L149 175V177H147L148 182H146V184L143 183V179H144V171L140 168V166L138 167V165L134 162L133 155L132 153L138 154L140 157H142V151L140 148V143L138 144V142H136V140L138 139H130L129 141L126 142V145L123 144L122 146H125L124 149L125 151L122 153L124 154V156H121V154L118 155V160H122L120 162L115 163V166H119L120 164H123V162H128L126 163V167L124 166L127 173V176H129V178L126 180L125 177L123 178H119L121 179L122 183L118 188L117 191H115L116 188L114 187H118L116 184L112 185L114 186V190L115 192H110V190L106 189L102 192L101 196L99 197H94L95 195L93 194V197L95 198L93 201H88V203H85L87 200L86 198H84L85 196H83L82 192H79V190L82 188V186H84V182L87 181V183L89 181H91L92 179V183L93 186L97 185L100 182V185L98 184L97 186L100 187L105 186V184L101 183V180L104 176H106L107 173L104 174V170L100 171L98 170L97 166L102 163L103 165L105 164L104 162L107 161V158L112 155L114 157L115 152L117 147H111L109 145V148L107 147V138L109 137L108 134L109 131H107V127H105L101 122H99L100 116H102V118L106 119L107 113H105L104 111H100L101 113H99L98 115H94L97 114ZM167 111V110H166ZM230 111V109H229ZM242 111V110H241ZM261 111V110H260ZM132 112V111H131ZM150 112V111H149ZM45 113V112H44ZM43 113V114H44ZM47 113V111H46ZM70 113V112H69ZM127 113V112H126ZM243 113V112H242ZM19 114V115H17ZM36 114V113H35ZM40 114V113H39ZM83 114V113H82ZM81 114V115H82ZM90 114V113H89ZM106 114V115H105ZM132 114V113H131ZM168 114V113H167ZM178 114L180 115V112H178ZM200 114V113H199ZM198 116H191L189 118H177V124L174 125L175 128H173L174 130L171 133H167L168 135H166V133L164 134L165 136H159V138L157 139V143L159 144L158 147H164L165 146H169V148H167L166 150L169 151L170 154V150L172 146H175L177 144H180L181 147H183V149L188 150L192 147L195 146V141L193 139V135H190L191 131L190 129L193 127L195 129H197L198 131H204L205 133L209 134V136H211L215 141L219 142L222 145H231L232 142L234 143L233 139L231 138V134L229 135V132H227V124L225 122H227V120L221 119L218 116H212L209 118H207L206 115H199ZM202 114V113H201ZM206 114V113H205ZM236 114V113H235ZM37 115V114H36ZM86 115V114H85ZM184 115V114H183ZM230 119L232 118H239L238 115L237 117H233V115L229 114ZM242 116V114H240ZM12 116V117H11ZM43 116V115H42ZM45 116V115H44ZM47 116V115H46ZM88 116V115H87ZM122 116V115H121ZM130 116V115H129ZM236 116V115H234ZM36 117V116H35ZM120 117V116H119ZM127 119V118H126ZM226 119V118H225ZM34 122V119H32ZM44 120V119H42ZM58 120V119H57ZM243 120V119H242ZM241 120V121H242ZM10 121V119H9ZM14 121V120H11ZM110 121V119H109ZM127 121V120H126ZM234 121L237 124V120L234 119ZM32 121H30L31 123ZM55 122V121H54ZM125 122V121H124ZM29 123V124H30ZM234 124V122H232ZM239 123V122H238ZM7 125H9L8 123H6ZM24 124V125H23ZM44 123H42L43 125ZM105 124V123H104ZM240 124V123H239ZM32 125V124H31ZM106 125V124H105ZM229 125V124H228ZM20 126V127H22ZM27 126H29L27 124ZM56 126V124H55ZM107 126V125H106ZM109 126V125H108ZM243 126V125H242ZM1 127V125H0ZM6 127V125L4 126ZM31 127V126H30ZM30 127H28L30 129ZM191 127V128H190ZM2 128V127H1ZM0 128V129H1ZM17 128V127H16ZM23 128V127H22ZM26 128V127H25ZM27 128V129H28ZM42 128V127H41ZM154 127H152V129L146 130L149 131L146 134L149 135V133L152 132ZM172 128V127H171ZM18 129V128H17ZM24 129V128H23ZM44 129V128H43ZM226 129V130H225ZM230 129V128H229ZM243 129V127H242ZM240 129V130H242ZM20 130V129H19ZM25 130V129H24ZM159 130V129H158ZM194 130V129H193ZM111 131V130H110ZM145 131V132H146ZM229 131V130H228ZM34 132V131H33ZM51 132V131H50ZM114 131H112L113 133ZM234 132V131H233ZM232 132V133H233ZM10 133V132H9ZM12 133H15V131H13ZM27 133V132H26ZM159 133V132H158ZM194 133V132H193ZM20 134V133H19ZM25 134V132H24ZM197 133H195L194 135L197 137L196 135ZM11 135V134H10ZM22 135V134H21ZM41 135V134H40ZM113 135V134H112ZM132 135V134H131ZM261 135V134H260ZM14 136V134H13ZM33 136V135H32ZM36 136V135H35ZM53 136V137H54ZM114 136V135H113ZM249 134H246L245 136V141L243 143V147H250L251 145L247 142L248 138H249ZM263 136V135H262ZM262 136H260L262 138ZM12 137V136H11ZM54 137V138H55ZM135 137V136H134ZM133 137V138H134ZM194 137V138H196ZM5 140H4V139ZM23 138V137H22ZM33 138V137H32ZM127 138V137H126ZM132 138V137H130ZM157 138V137H156ZM259 138V137H258ZM10 139V137L8 138ZM21 139V138H20ZM239 139V138H238ZM5 142H4V141ZM31 140V139H30ZM111 140V139H110ZM118 139H116L117 141ZM127 140V139H126ZM195 140H197L199 142V144H203L207 146V154L209 155V157H214L215 153L210 150L212 148L209 147L210 143H208V141L206 140V138H204L203 136L201 137H197ZM255 144H262L264 145V141L263 139H253ZM251 140V141H252ZM9 141V140H8ZM33 141V139H32ZM196 141V142H197ZM62 142V141H61ZM113 143H115V141L112 140ZM124 142V141H123ZM243 142V141H242ZM11 143V141L9 142ZM16 142H14L15 145ZM36 143V142H35ZM47 143V142H46ZM111 143V141H110ZM155 143V141H154ZM214 143V142H213ZM13 144V142L11 143ZM11 144H9L8 146H10ZM19 144V143H18ZM109 144V143H108ZM242 144V143H241ZM13 145V146H14ZM17 145V143H16ZM31 145V144H30ZM112 145V144H111ZM117 145V144H116ZM256 145V146H257ZM7 146V147H8ZM20 146V145H19ZM23 146V145H22ZM29 146V147H28ZM34 146V145H33ZM38 146V145H37ZM178 146V145H177ZM205 146V147H206ZM211 146V145H210ZM12 147V146H11ZM9 147V148H11ZM17 147V146H15ZM26 147L28 149H26ZM120 147V146H119ZM220 147V146H219ZM255 147V146H254ZM262 147V146H261ZM6 148V150H5ZM123 148V147H121ZM226 148V147H225ZM241 148V147H240ZM258 148V147H257ZM16 149V148H14ZM155 149V148H154ZM231 147L229 148L230 151ZM12 150V149H11ZM176 150V149H175ZM263 150V149H262ZM15 151V150H13ZM67 151V152H68ZM123 151V150H122ZM144 151V149H143ZM167 151H165L167 153ZM228 151V155H230ZM45 152V151H44ZM62 152V151H61ZM64 152V150H63ZM164 150L162 151H158V156L161 155L163 156ZM164 152V153H165ZM196 152V151H194ZM231 152V151H230ZM144 153V152H143ZM160 153V154H159ZM218 153V152H217ZM227 152H225L224 154H226ZM206 154V156H207ZM11 155V154H10ZM27 155L28 158L26 157ZM166 155V154H164ZM116 156V155H115ZM227 156V154L225 155ZM25 157L27 158L25 161ZM112 157V158H113ZM121 159H120V158ZM156 157V158H157ZM165 157V156H164ZM164 157H159V160H155L156 162H160L162 160H164ZM167 157V156H166ZM170 157V156H169ZM229 156V160H233L234 157ZM258 157V156H257ZM17 158V159H16ZM111 158V159H112ZM137 158V157H136ZM139 158V157H138ZM204 158V157H203ZM206 159V158H205ZM262 159V157L260 158ZM114 160V159H113ZM166 160V159H165ZM109 161V159H108ZM180 161V160H179ZM202 161V159H201ZM19 162V165H21L23 167V169L18 170L17 165L15 164ZM48 162V161H47ZM50 162V161H49ZM115 161H112V163ZM166 162V161H165ZM222 162L225 164L227 170L226 173L228 171V174H226L227 177L231 178V176L233 175V169H234V165L233 163H230L229 161H227V159L225 157H222ZM51 163V162H50ZM111 163V162H110ZM202 163V162H201ZM10 164V165H11ZM107 164V162H106ZM109 164V162H108ZM156 164V163H155ZM262 164V163H261ZM101 165V164H100ZM111 164L108 165V167L106 168L107 165H105V172L110 170V166ZM202 165V164H201ZM215 164H213L212 160L209 162H203V168L201 174L197 171L198 174H200L201 176L203 175H209L211 176V173H215L216 175H219L217 173L222 172L221 168H219L220 166H216L214 167ZM110 166V167H109ZM121 166V165H120ZM119 166V167H120ZM179 166V165H178ZM10 167V166H9ZM42 167V166H41ZM52 166H50L51 168ZM54 167V166H53ZM102 167V166H101ZM217 167L219 168V170L217 169ZM236 167V165H235ZM12 168V167H11ZM12 168V169H13ZM96 169V171L98 170V172H94V170ZM109 168V169H108ZM117 168V167H116ZM172 168V167H171ZM13 169V171H14ZM53 169V168H52ZM51 169V170H52ZM144 169V168H143ZM178 169V168H177ZM119 170V169H117ZM152 170V169H151ZM170 170V169H169ZM259 170V169H258ZM56 171V170H55ZM111 171H114L111 168ZM166 171V172H165ZM263 170H259L257 172H255V176L257 174H261ZM48 172V171H47ZM150 172V171H149ZM173 172V171H172ZM181 172V171H180ZM194 172V171H193ZM193 174H196V173ZM54 173V172H53ZM88 173V175H86ZM122 173V172H121ZM152 173V171L150 172ZM176 173V172H175ZM191 173V172H190ZM189 173V174H190ZM236 173V172H235ZM117 174V173H116ZM124 174V173H123ZM124 174V175H126ZM129 174V175H128ZM186 174V173H185ZM192 174V173H191ZM86 175V176H85ZM175 175V174H174ZM197 175V174H196ZM214 175V174H213ZM246 175V174H245ZM248 175V177H247ZM246 178H251L249 177L250 174H247ZM56 176V177H55ZM185 176V175H184ZM188 176V173H187ZM192 176V175H191ZM226 176H222L221 179H227ZM251 176V175H250ZM258 176V175H257ZM264 177V174L262 175ZM110 178V176H108ZM113 177V176H112ZM175 177H177L175 175ZM186 177V176H185ZM194 177V178H193ZM197 177V176H196ZM196 177L195 175L192 176V178L194 179L193 181L195 183H198V186H202L200 185L201 182H199V180L196 182ZM261 177V179L263 178ZM106 178V177H105ZM178 178V177H177ZM188 178V177H187ZM229 178L227 180H229ZM233 178V177H232ZM245 178V179H246ZM260 178V177H259ZM3 179V180H2ZM117 179V177H116ZM115 179V180H116ZM146 179V180H147ZM186 178H184L185 180ZM234 179V178H233ZM244 179V180H245ZM253 179L254 175H253ZM106 180V179H105ZM110 180V179H109ZM178 180V181H177ZM183 180V179H181ZM190 180L187 179V181ZM231 180V179H230ZM242 180V179H241ZM243 180V181H244ZM247 180V179H246ZM251 180V179H250ZM263 180V179H262ZM111 181V180H110ZM217 181V180H216ZM225 181V180H223ZM264 181V180H263ZM262 181V183H263ZM109 182V181H108ZM113 182V180H112ZM229 182V181H226ZM26 183V185H24ZM86 183V184H87ZM106 183V182H105ZM111 183V182H109ZM187 183V182H186ZM194 183V184H195ZM213 183V182H212ZM221 183V182H219ZM5 184V183H4ZM191 184V182H190ZM193 184V183H192ZM222 184V183H221ZM220 184V185H221ZM236 184V183H235ZM1 185V183H0ZM89 185V184H88ZM108 185V184H107ZM123 185V186H122ZM189 185V184H188ZM187 185V186H188ZM197 184L193 185L196 186ZM204 185V183H203ZM240 185V184H239ZM242 185V184H241ZM262 185V184H261ZM87 186V185H85ZM90 186V185H89ZM111 186L108 185V188ZM178 186V185H177ZM178 186V187H179ZM200 188L201 187H198ZM259 186V185H258ZM78 187H81L78 189ZM204 188V186H202ZM216 187V185H215ZM220 187V186H219ZM241 187V186H240ZM255 187V186H254ZM260 187V186H259ZM262 187H264V185H262ZM261 187V188H262ZM196 188V187H195ZM218 188V187H217ZM230 189L231 186L229 187ZM259 188V194L262 193L260 192L262 189ZM87 189V188H86ZM85 187H83V190H86ZM94 189V188H93ZM92 189V190H93ZM175 189V188H174ZM194 189V188H193ZM224 189V188H223ZM253 189V188H252ZM257 189V185L255 190ZM91 190V191H92ZM98 190V189H97ZM196 189H194V193H196V197L198 195L197 191L199 192L200 190H197L195 192ZM254 190V191H255ZM172 191V190H171ZM224 191V190H223ZM258 191V190H257ZM257 191L253 192L257 193ZM205 193L203 190H201L200 193ZM226 192V189H225ZM80 193V194H79ZM91 193V192H90ZM98 193V192H97ZM106 193H108V195H106ZM180 194V192H178ZM245 193V192H244ZM247 193V192H246ZM257 193V194H258ZM79 194V195H78ZM99 194V193H98ZM161 194V196H160ZM188 194V193H187ZM210 194V193H207ZM206 194V197H208ZM257 194H255L256 196H258ZM78 195V199L76 198V196ZM211 195V194H210ZM209 195V196H210ZM215 195V194H214ZM248 195V194H246ZM91 196V195H89ZM154 196V195H153ZM168 196V197H166ZM183 196V195H182ZM193 197V199H195L196 197L195 194L194 195H190ZM190 196H187L190 197ZM219 196V195H218ZM255 196V197H256ZM80 197V198H79ZM161 197V198H160ZM166 197V199H165ZM190 197V198H192ZM212 197V198H211ZM206 198L207 201L211 200L214 201L216 203H219V200H217L215 198V196H212ZM217 197V195H216ZM220 197V196H219ZM225 197V196H224ZM240 197V196H239ZM253 197V196H252ZM263 197V196H262ZM89 198V197H88ZM92 198V197H91ZM132 198V197H131ZM168 198V199H167ZM187 198H185V201L183 199L184 202H186L187 205ZM241 198V197H240ZM213 199V200H212ZM254 199V198H253ZM252 199V202H253ZM258 199V198H257ZM261 199V198H260ZM156 200V199H155ZM158 200V199H157ZM156 200V201H157ZM189 200V199H188ZM192 200V199H190ZM198 200V199H197ZM230 200V199H229ZM264 199L262 198L261 201H263ZM138 201V200H137ZM224 200H222V204H220L219 206H217L216 204L214 206H208V207H203L201 211V220L200 221V225H202V227L199 229V236L203 238V236H206L205 239L209 240L211 238H213L214 233L212 232L213 230H217L218 228L220 229L222 227V225L227 221H228V217L229 219H231V217L228 215L227 213V205L226 203L223 204ZM238 201V199H237ZM240 201V200H239ZM193 202V201H192ZM196 202V201H195ZM195 202H193V204H195ZM198 202V201H197ZM205 202V201H204ZM203 202V203H204ZM228 202V201H225ZM107 203L110 205H107ZM124 203V201H123ZM153 203V201H152ZM156 203V202H155ZM156 203V204H157ZM168 203H165L166 205ZM171 203V202H170ZM181 203V202H180ZM232 203V202H231ZM122 204V203H121ZM126 204V203H125ZM136 204V205H137ZM178 204V203H177ZM184 204V203H183ZM263 204V202H262ZM72 205L74 206L73 208L75 210H73L72 208H70V206L72 207ZM93 205V206H91ZM124 205V204H122ZM129 205V204H128ZM185 205V206H186ZM210 205V203L208 204ZM252 205V204H251ZM258 206V204H256ZM93 207V209L91 207ZM142 206V207H141ZM157 206V205H156ZM156 206L154 204L151 205V210L145 211L143 210V212H148L147 213V219L148 221L151 222V225L154 228H158L159 227V221H161L160 219H162V217L165 216V214H162L161 211H159V209L161 207H159L158 211L153 210L154 207L156 208ZM161 206V205H159ZM169 207V205H167ZM171 204H170V208H171ZM179 206V205H177ZM176 206V208H177ZM207 206V205H206ZM262 208L263 205H261ZM139 207V206H138ZM147 207V206H146ZM174 207V205L172 206ZM52 208V209H51ZM55 208V210L53 209ZM125 208V207H124ZM133 208V207H132ZM135 208V207H134ZM148 208V207H147ZM179 208V209H178ZM178 211L180 210L181 212H183L185 210V208L190 209V207H185V208H181L178 207ZM201 208V207H200ZM200 208H196V210L198 211V209L200 210ZM51 209V212L53 214H51V212H49V210ZM92 209V211H91ZM145 209V208H144ZM177 209H174V211L176 212ZM193 209V208H192ZM255 209V208H254ZM54 210V211H53ZM120 210V208H119ZM130 210V209H129ZM191 210V209H190ZM189 210V211H190ZM195 210V209H194ZM246 210V209H245ZM75 211V212H74ZM121 211V210H120ZM128 211V210H127ZM132 211V210H131ZM169 211V210H168ZM177 211V212H178ZM179 211V213H180ZM259 211V210H258ZM55 212V213H54ZM142 212V211H141ZM161 212V213H160ZM176 212V213H177ZM252 212V211H251ZM130 213V212H129ZM136 215L138 214L137 212ZM140 213V212H139ZM245 213H248V211ZM255 213V212H254ZM257 213V211H256ZM121 214V213H119ZM132 214V213H131ZM128 215L130 218H128L127 221H125V223H128L129 225L133 224V219L135 220V218L137 216H141L137 215L132 216V215ZM181 214V213H180ZM182 214H186V213H182ZM191 214V212H190ZM231 214V213H230ZM259 214V212H258ZM144 215V214H143ZM142 215V216H143ZM146 215V214H145ZM189 213L187 215H182V217H184L186 220H184V227H183V223L181 224V221H183L184 218H182V220L180 221V224L182 228H185L186 230L188 229V225H186V221L188 220L187 217ZM192 215V214H191ZM254 215V214H253ZM262 215H264V210L262 212H260V215L258 216L259 218L257 219V224H259L258 226L261 225L262 222H264V217H261ZM107 216V217H106ZM118 216V215H116ZM141 216V217H142ZM180 215H178L179 217ZM193 216V215H192ZM192 216H190L189 218H191ZM257 216H255L257 218ZM120 217V215H119ZM126 217V216H125ZM134 217V218H133ZM139 217V218H141ZM197 217V216H196ZM245 217V216H244ZM193 218V217H192ZM261 218H263L261 220ZM123 219V218H122ZM143 219V218H142ZM141 220L138 219V222ZM181 219V218H180ZM245 219V218H244ZM113 220V219H112ZM163 220V219H162ZM191 220V219H190ZM246 220V219H245ZM144 221V220H143ZM189 221V220H188ZM193 221V220H192ZM191 221V223H192ZM256 221V219H255ZM254 220L252 221L253 224L255 225L256 222ZM110 222V221H109ZM109 222L107 223V225L110 227ZM113 222V221H111ZM111 226L113 223H111ZM120 222V221H119ZM124 222V220L122 221ZM137 222V224H138ZM202 222V223H201ZM245 222V221H244ZM243 222V223H244ZM255 222V223H254ZM101 223V224H100ZM132 223V224H130ZM102 224V225H103ZM124 224V223H123ZM122 224V225H123ZM127 224V225H128ZM248 224H245V226ZM264 224V223H263ZM102 225L101 228L99 226L100 229H102ZM106 226V228L108 229L109 227ZM120 225V224H118ZM120 225V226H122ZM125 225V224H124ZM141 225V224H140ZM163 225V224H162ZM176 225V224H175ZM244 225V224H243ZM105 226L103 227V229L106 231L107 229L105 228ZM120 226H117L118 228H120ZM143 229L145 228L147 231L150 229H147L145 226L146 225H142ZM177 226V225H176ZM179 226V225H178ZM192 224L190 225L191 228ZM226 226V225H225ZM224 226V227H225ZM257 225L255 226V228L258 227ZM23 227V228H22ZM97 227V228H96ZM125 227V226H124ZM140 227V226H138ZM168 227V226H167ZM197 227V226H195ZM111 228V227H110ZM109 228V230H110ZM118 231H120V229H118ZM189 228V229H190ZM194 228V226H193ZM246 228V227H245ZM254 228V227H253ZM252 228V231H253ZM264 226L262 227V225L260 227H258L257 230H255L256 233V239L258 240V238L261 237L263 238V233H264ZM99 229V230H100ZM136 229V228H135ZM176 229H178L176 227ZM175 229V230H176ZM195 229V228H194ZM219 229L217 231V233L219 232ZM263 229V230H262ZM99 230H96L98 232H100ZM122 230V229H121ZM142 230V229H141ZM168 230V229H167ZM182 230V229H181ZM191 230V229H190ZM259 230H261V234L259 233ZM95 231V234H96ZM108 231V230H107ZM117 231V232H118ZM166 231V230H165ZM196 230L192 231V235ZM251 231V232H252ZM253 231V233L255 232ZM97 232V233H98ZM102 232V231H101ZM116 232V233H117ZM145 232V231H144ZM143 232V234H144ZM154 232V231H152ZM190 232V231H188ZM187 232V233H188ZM106 233V232H105ZM169 233V232H168ZM212 233V234H211ZM216 233V232H215ZM252 233V234H253ZM142 234V236H143ZM149 235V233H146ZM164 233H162L161 235H163ZM179 234V233H178ZM177 233L174 234V230H173V237H174V242L178 243V238H176V236L174 235H178ZM184 234V233H183ZM212 235V237L210 235ZM189 235V233H188ZM207 235L210 237H207ZM219 235V233L217 234ZM97 236V234H96ZM161 236V237H162ZM181 237V234L178 235ZM233 236V235H232ZM253 235H251L249 237L250 242L252 243L253 241L251 239ZM141 236H139L138 239L139 241L142 240V238H140ZM161 237H159V239H161ZM165 237V236H164ZM167 237V236H166ZM179 237V239H181ZM219 237V236H218ZM95 238V237H94ZM124 238V237H123ZM190 238V237H189ZM198 236L196 237V242L194 241V243L196 244L198 239ZM251 238V239H250ZM261 238V239H262ZM158 239V238H157ZM166 239V238H165ZM170 239V238H169ZM183 239V238H182ZM231 239V238H230ZM144 240V239H143ZM163 240V239H162ZM205 240V241H206ZM214 240V239H213ZM212 240V241H213ZM216 240V239H215ZM94 241V239H93ZM104 241V240H103ZM108 241V240H107ZM159 241V240H157ZM161 241V240H160ZM164 241V240H163ZM169 241V240H168ZM172 241V240H171ZM181 241V240H179ZM264 243V239L261 240ZM114 242V244H113ZM136 242H138L136 240ZM136 242H135V247H136ZM165 242V241H164ZM202 242V240L200 241ZM210 242V241H209ZM208 242V243H209ZM155 243V242H154ZM167 243V242H166ZM165 243V244H166ZM194 243H192L193 245H195ZM207 243V242H206ZM214 243V242H213ZM251 243H249L251 245ZM255 246H256V250L258 249V247L260 246V244H262L259 240L255 241ZM100 244V243H98ZM128 244V243H127ZM139 244V243H138ZM159 244V243H158ZM162 243L160 242V245ZM169 244L173 245L174 243L169 242ZM169 244H166L168 246H164L165 249H167L169 247ZM179 244V243H178ZM212 244V243H211ZM246 243L243 244V250L245 251L244 245ZM141 245V244H140ZM170 245V247L168 248L170 251L172 248ZM192 245V246H193ZM202 245V244H201ZM207 245V244H206ZM209 245V244H208ZM101 246V245H100ZM130 246V245H129ZM162 246V245H161ZM198 245H196L195 247H198ZM264 246V244H263ZM143 247V248H141ZM138 250H140L139 252H146L145 247L141 246ZM149 247V246H148ZM154 247V246H153ZM163 247V248H164ZM167 247V248H166ZM176 247V246H175ZM178 247V246H177ZM185 247V246H184ZM211 247V246H210ZM246 247V246H245ZM115 248V250H114ZM123 250L124 248L121 247ZM130 248H132V246H130ZM200 248V246H199ZM202 248V247H201ZM207 248H209V246H207ZM206 248V249H207ZM247 251H249L250 247H246ZM107 249V250H106ZM142 249V250H141ZM151 249V248H150ZM166 252H170V251ZM176 249V248H175ZM174 249V250H175ZM212 249V248H211ZM252 249V248H251ZM255 249V247H254ZM164 250V249H163ZM210 250V249H208ZM241 250V249H240ZM110 251V252H109ZM150 251V250H149ZM173 251V250H172ZM188 251V250H187ZM205 251V250H204ZM246 251V253H247ZM258 251V250H257ZM264 251V250H263ZM92 252V251H91ZM148 252V251H147ZM146 252V253H147ZM210 252V251H209ZM251 252V250L249 251ZM248 252V253H249ZM255 252V251H253ZM93 253V252H92ZM105 253V255H104ZM132 253V252H131ZM145 253V254H146ZM165 253V251H164ZM167 253V255H168ZM193 253V252H192ZM191 253V254H192ZM241 253V252H240ZM244 253V252H243ZM247 253V254H248ZM264 253V252H263ZM109 254V255H108ZM148 254V253H147ZM146 254V255H147ZM205 254V253H204ZM208 254V253H206ZM215 254V253H214ZM254 254V253H253ZM34 255V254H33ZM123 255V254H122ZM139 257H138V256ZM166 255V253H165ZM166 255V256H167ZM190 255V254H189ZM216 255V254H215ZM220 255V254H218ZM224 255V253H223ZM251 255V253H250ZM90 256H92L90 258ZM109 256V259H108ZM141 256V257H140ZM150 256V255H149ZM164 256V254L162 255ZM170 256V254H169ZM172 256V257H171ZM171 259L168 260L167 262L169 263H165V264H186V261L183 262V260L179 259L180 256L178 254L171 253ZM217 256V255H216ZM252 256V255H251ZM127 257L128 260H127ZM187 257V256H186ZM191 257V256H190ZM193 257V256H192ZM243 257V256H242ZM31 258V257H30ZM149 258V257H148ZM165 258V257H164ZM169 258V257H168ZM184 258V257H183ZM241 258V257H240ZM257 258V257H256ZM263 258V262H264V256ZM21 259V258H20ZM23 259V258H22ZM32 259V258H31ZM30 259V261H31ZM147 259V258H145ZM160 259V258H159ZM161 259H163L161 257ZM166 259V258H165ZM164 259V260H165ZM218 259V258H217ZM216 259V260H217ZM244 259H246L245 261H249L250 260V256L248 254L247 258L244 257ZM248 259V260H247ZM100 260V259H99ZM127 260V261H126ZM242 260V259H241ZM260 260V259H259ZM128 261V262H129ZM190 261V260H189ZM10 262V261H9ZM27 262V261H26ZM158 262L157 264H159V260L156 261ZM163 261L160 262V264H162ZM165 262V261H164ZM163 262V264H164ZM191 262V261H190ZM198 262V261H197ZM200 262V261H199ZM33 264H38V262H32ZM51 263V262H50ZM130 263V262H129ZM128 263V264H129ZM134 262H132L133 264ZM134 263V264H135ZM140 263H142V259L140 260ZM139 263V264H140ZM144 263V262H143ZM142 263V264H143ZM188 263V261H187ZM242 262H240L241 264ZM247 263V262H246ZM262 263V262H261ZM260 263V264H261ZM22 264H26V263H22ZM131 264V263H130ZM155 264V262H154ZM199 264V263H198ZM243 264V263H242Z\"/></svg>", "mask_w": 264, "mask_h": 264}]
</instances>
